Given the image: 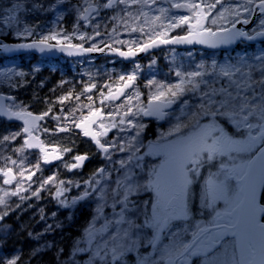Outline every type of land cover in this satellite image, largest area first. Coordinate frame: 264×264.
Here are the masks:
<instances>
[{"label": "snow or ice", "instance_id": "1", "mask_svg": "<svg viewBox=\"0 0 264 264\" xmlns=\"http://www.w3.org/2000/svg\"><path fill=\"white\" fill-rule=\"evenodd\" d=\"M60 7L63 0H10L0 8V53L107 52L133 61L165 45L217 49L264 37V0H78L71 32L58 25L38 33L39 25L26 22L25 12ZM254 19L258 22L250 32L243 26ZM122 34L130 38H118ZM10 37L20 42L5 43ZM155 64L153 59L149 67ZM141 68L134 63L131 71L103 85L89 74L80 92L73 87L55 102L46 101L47 110L40 114L16 96L0 94V122H22L0 134V179L9 186L0 187V222L14 210L11 197L20 200L18 209L54 188L50 195L63 208L81 201L96 206L67 252L52 241L34 249L32 257L55 249L56 264H264V47L252 55L245 51L223 61H202L192 70L177 66L170 69L172 81L153 75L144 85L146 95L137 84ZM0 77L9 89L21 87L20 78L26 82V74L12 68L0 69ZM72 100L76 107L64 113ZM57 103L60 115L54 114ZM146 117L170 125L147 144L148 125L141 122ZM49 118L55 128L43 126ZM76 130L90 138L106 163L84 181L59 179L58 172L34 180L43 165L59 161L71 171L90 159L85 153L64 160L75 150L71 136ZM113 130L117 135L109 139ZM41 132L45 137L65 133L71 146L46 143ZM9 149L15 159L4 154ZM33 154L34 164L29 162ZM150 156L162 159L149 165L145 158ZM201 179L197 206L192 189ZM71 187L82 192L69 200ZM59 227L48 224L34 238L39 243ZM20 261V255L0 258V264Z\"/></svg>", "mask_w": 264, "mask_h": 264}, {"label": "rangeland", "instance_id": "2", "mask_svg": "<svg viewBox=\"0 0 264 264\" xmlns=\"http://www.w3.org/2000/svg\"><path fill=\"white\" fill-rule=\"evenodd\" d=\"M9 2L10 0H4L3 7L7 6ZM12 2H15V0H12ZM49 2H52V0H45V3H49ZM77 3H78V0H63V7H60L59 10H49L47 12H41L38 14H28L27 12H25L26 22L33 24V25H39V27L37 28L38 33L40 32L47 33L49 30L56 29L58 25L59 27H63L64 29H66L68 32H71L76 23V12L74 8ZM58 17H62V19L58 21L57 19ZM257 22L258 21H256V23ZM110 26L111 25H109V27ZM81 30H86L89 33H91V28H87V29L82 28ZM101 30L103 31V29ZM10 38L12 40L18 41L16 40L15 37H10ZM33 38H37V37H33ZM118 38L129 39L130 37L127 34H122ZM30 39L32 38H29V40ZM101 39H107V37H101ZM73 42L77 43L79 41L74 40ZM88 46H90V44L86 43L85 47H88ZM262 47L264 46L262 45L247 46V45L242 44L240 48H238L237 50H233L230 52H224V53L209 52V51L205 52L199 49L198 50H179V49L178 50H173V49L163 50L162 53L159 55V57L162 59L165 65L164 70L161 69L157 64L149 67L150 62L153 59H155L157 63L158 57L155 55L148 56L144 60L134 61L132 64L128 65L126 68L120 65L117 60L115 61V60H111L107 58H105L103 61H99L98 63L95 62V59L93 58H76L73 60L59 59L55 62H51V61L45 60L44 58L43 59L38 58V57L33 58V56H30V55L23 56L22 59L21 58H5L2 55H0V69L12 68L16 72H24L26 74V82H25V78H20L21 87L13 88V89H9V82L4 80L2 77H0V93L12 94L13 92H18V101H23V97H25L28 92L30 94H34L36 89H41L42 86H44V83L47 82V76H54L56 79L54 82V85L56 86L57 90L61 93H66L65 88L66 89L73 88V87H69L68 83L61 85V81H67L62 74V70L67 67L70 69V74L75 80V84L77 83L84 84V83L90 82L89 74H91V77L92 79L95 80V82H97L99 85H103L106 81L109 80V77H111L114 80L119 74L131 71V69L134 66V63H138L142 66V68H141V73L137 81V84L140 87L141 91L145 92V95H146L147 89H145L144 85L148 79L153 78V75L155 76L157 80H161V79L167 80L168 78L169 81H172L174 80V76L171 75L170 69L176 68L177 66H182L184 70H192L196 64H199L202 61L209 62L213 58L217 59L218 61H223L229 55L237 56L245 51H247L248 55H252L253 52H258ZM189 53H191V56H189ZM47 63H53L51 65V71H47ZM108 63L111 64L113 67L111 65L108 66ZM166 64H169V66H167ZM46 72H47V75H46ZM12 80L13 82H15L17 80V77L13 76ZM92 95L95 99L97 95L95 90L92 93ZM81 102L88 103V101L84 97H81ZM24 103L27 104L26 102ZM97 105L99 106L98 103ZM74 107H76V102L74 100L68 101L65 103L63 107V112L67 113L70 108H74ZM54 114H57V115L62 114L60 105L58 103L55 105ZM85 114H86V110H85ZM77 115H79V113H77ZM47 121L50 122L52 128H55L56 125L53 120L49 118L47 119ZM141 122L146 123L148 125V123L143 120ZM169 126H170L169 123L165 121L163 125H161V131L162 132L167 131ZM8 128H11L13 130L17 129L12 124H8V126H6L3 122H0V134L5 133L6 129ZM158 134L151 137L148 133L145 132L144 134V136L146 135L144 137L145 144H147L148 141L155 140ZM114 135H117L115 130L109 132L108 138L111 139ZM49 140L51 142H56L58 140L63 142L66 140V136H65V133L57 134L55 136H51ZM13 146H16V145H13ZM4 154L12 156L13 159L16 158L12 154L11 149L6 151ZM98 157L102 158V160L104 161L102 155ZM161 159L162 157H154V156L145 158L146 163H148L149 165L159 164ZM29 162L33 164L36 162L35 154H33L29 158ZM104 163L106 162L104 161ZM66 171L67 173H65V168L62 166L60 162L53 164V165H43V172L35 176L33 179L39 180L41 176L47 177L49 175H52L54 172H58L59 179L72 180V181L79 182L78 180L79 177H77L76 174L69 173L67 169ZM62 172L64 174L63 177H62ZM204 175H207V173L205 172ZM201 184H202V179L196 184H194L193 189H192L196 197L197 206L199 205L198 196H199ZM0 187L8 188L9 186L3 185L2 179H0ZM25 187H27V184H25ZM36 187H37V184L32 185L33 190ZM50 191L54 192L55 189L52 188L49 190H45L41 193L40 198L32 197L31 199L24 201L22 204L30 206L33 203H37V202L44 201L45 199H47V202L53 204L54 208H59L60 210H62V212L67 217V222H69L70 214L75 210V208L78 209L79 213L85 212L86 214H88L89 219H91L93 215V210L96 206L94 201H81L77 204V206L71 209H66V208L61 207L57 203V200L52 195H50ZM81 192H82V188L77 189L75 187H71L70 190L66 193V196L70 200L72 197L79 195ZM27 195L31 196V193L29 192L27 193ZM143 198L147 199L148 197L144 196ZM9 202L14 210L16 209L15 206L21 203L17 197H11ZM35 206L37 207V210H34L33 212L35 213L32 214L30 218H27L25 221L21 220L19 215L14 216V221L20 229H24L27 226V221L28 220L31 221L32 219H36L35 220L36 224H39L42 221H45V219L51 222L48 224H52V222L54 221L55 216H53L52 214L50 216L49 215L47 216V214H45L44 212H43V215L45 218L41 219V209L42 208L37 205ZM2 210L3 208L2 206H0V211ZM14 210L11 211L9 215H13ZM106 211H109V210L106 209ZM34 225L35 224L31 223L32 227ZM59 225H60L59 228H61V224ZM45 228L46 226L38 228V230H41L39 233L43 232ZM47 235L42 237L39 242L41 243L45 241L48 242ZM80 235L81 233L78 235V237ZM71 244L72 243H70V246ZM53 263L56 264V258L53 259ZM23 264H38V263L33 261L31 258H27Z\"/></svg>", "mask_w": 264, "mask_h": 264}, {"label": "trees", "instance_id": "3", "mask_svg": "<svg viewBox=\"0 0 264 264\" xmlns=\"http://www.w3.org/2000/svg\"><path fill=\"white\" fill-rule=\"evenodd\" d=\"M4 5V0H2V3H0V8H2ZM12 40L9 38L6 41ZM34 58V57H33ZM22 59V58H21ZM102 58H96L95 62L103 61ZM159 67H164V64L160 61L157 62ZM127 66L124 65V68ZM62 74L67 80L69 87H74L75 91H81L83 84H75V80L73 79L72 75L70 74V69L67 67L62 70ZM54 76H47V101L55 102L57 100V97L65 94L61 93L57 90L56 86L54 85L55 82ZM65 88V86H64ZM45 88L42 87L41 89H38V91L32 96L33 101V110L40 112L38 110V106L40 103L44 100L45 95L44 93ZM69 89L65 88V92H67ZM28 94V93H27ZM43 109V108H41ZM47 127H49V124L47 123ZM66 140L63 141L67 145L68 136L65 134ZM71 139L75 141V150L73 152L76 153H82V154H92L91 145L87 142H83L78 133L74 132L71 136ZM72 152V153H73ZM73 154H70V157H72ZM92 162L85 165V168L83 169L82 173L91 172L92 173ZM39 206L43 209V212L47 214V216L56 213L55 219L52 222V224H61V228H56L53 232H50L47 235L48 242L55 241L58 246H62L67 250L69 244L76 238L80 233H82L83 228L87 225L88 221L90 220L88 217V214L85 212L79 213L77 209H75L70 214V220L67 222V217L65 214L60 210L59 208H54L53 204L47 202V199L44 201H40L37 203H33L30 206L22 204L20 208H16L14 210L13 215H9L2 221L0 224V258H6L11 257L13 255H20L21 261L20 264H23L27 258H31L33 261L37 262L38 264H54L53 259L56 258V252L55 249H44L40 252L39 255L32 257V252L37 247H40L45 242H37L34 238L37 233H39L41 230H38V228L47 226L49 222L47 219L45 221H42L39 224L35 223L36 219H32L31 221H27V226L24 229H20L15 221L14 216L19 215L21 220H26L27 218H30L34 210H37V207ZM48 221V222H47ZM32 224H35L33 227ZM7 226V227H4ZM29 233H32L30 236ZM42 241V240H41Z\"/></svg>", "mask_w": 264, "mask_h": 264}, {"label": "water", "instance_id": "4", "mask_svg": "<svg viewBox=\"0 0 264 264\" xmlns=\"http://www.w3.org/2000/svg\"><path fill=\"white\" fill-rule=\"evenodd\" d=\"M238 27H240L238 25ZM258 39H262V37H257L254 41H249L251 43L255 42L256 40ZM6 43H17V42H6ZM235 45V44H234ZM234 45H231V46H222L220 48H217V49H212V48H208L206 46H203V45H165V46H161L159 48H156V49H153V50H150L149 53H152V52H156L162 48H165V47H178V48H196V47H200V48H203V49H206V50H224V49H228L230 47H233ZM25 53H33V54H36V55H41V56H45V57H58L59 55H64L68 58H75V57H81V56H86V55H98V54H105L106 56H110V57H118L116 56L115 54H111V53H107V52H104V53H100V52H93V53H85L83 55H68L67 53H60L58 51H53V52H46V53H40L38 51H34V50H19V51H16V52H12V53H4L6 54L7 56H14V55H20V54H25ZM149 53H141L139 54L136 58L134 59H137V58H141L143 56H145L146 54H149ZM121 61L125 62V63H128L130 61L128 60H124L123 58H120L118 57ZM147 118V117H146ZM158 121H162V120H158ZM22 123V122H20ZM80 132V130H77ZM84 138H87V137H84ZM87 139H90V138H87ZM88 161V160H87ZM56 162V161H54ZM86 162V161H85ZM84 162V163H85Z\"/></svg>", "mask_w": 264, "mask_h": 264}, {"label": "flooded vegetation", "instance_id": "5", "mask_svg": "<svg viewBox=\"0 0 264 264\" xmlns=\"http://www.w3.org/2000/svg\"><path fill=\"white\" fill-rule=\"evenodd\" d=\"M255 24H256V20L254 19L253 20V23H251L250 25H247V26H243L245 27L246 30H249L251 32V30L255 27ZM50 65H48L47 67H49ZM46 75H47V72H46ZM46 101H47V85H46V88H45V98H44V111L47 110V104H46ZM146 122L148 123V128L146 130V133H148L151 137L154 136L155 134V126H156V121L155 120H146ZM45 127H47V120L45 121ZM39 135L41 136L42 139H46V137L44 136V134L41 132L39 133ZM47 143V141H45ZM97 162L99 163L100 161L97 160ZM94 163V162H93ZM99 166H97V163L94 164L93 168L97 169ZM89 179V178H88ZM197 219H208V216L206 215H200V214H197Z\"/></svg>", "mask_w": 264, "mask_h": 264}]
</instances>
